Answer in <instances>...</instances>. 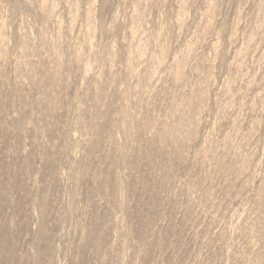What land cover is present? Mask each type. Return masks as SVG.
Segmentation results:
<instances>
[{
	"label": "rangeland",
	"instance_id": "1",
	"mask_svg": "<svg viewBox=\"0 0 264 264\" xmlns=\"http://www.w3.org/2000/svg\"><path fill=\"white\" fill-rule=\"evenodd\" d=\"M0 264H264V0H0Z\"/></svg>",
	"mask_w": 264,
	"mask_h": 264
}]
</instances>
